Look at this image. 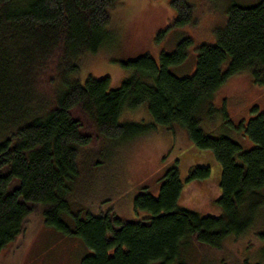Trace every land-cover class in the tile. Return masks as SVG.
Listing matches in <instances>:
<instances>
[{"label":"trees","instance_id":"obj_1","mask_svg":"<svg viewBox=\"0 0 264 264\" xmlns=\"http://www.w3.org/2000/svg\"><path fill=\"white\" fill-rule=\"evenodd\" d=\"M117 1L0 0V255L24 240L36 214L41 224L80 239L86 250L80 264H186L182 255L189 248L198 264H213V258L214 264H238L225 244L249 231L262 243L259 261L240 264H263L264 109L254 108L237 127L254 144L248 150L230 134L206 133L200 123L230 77L248 72L264 86V0L230 6L215 42L195 48L190 74L172 71L187 59L193 42L185 38L162 51L158 62L148 54L121 62L128 75L118 88L107 77L80 84L81 59L97 54ZM170 5L175 18L168 30L194 25L193 5ZM137 110L151 121L123 120ZM157 127L183 130L196 150L211 152L220 163L218 216L179 206L177 165L164 172L156 195L143 190L134 197L132 218L111 212L82 218L81 209L72 211L77 183L83 185V151L95 152L86 181L109 161L97 145L115 148ZM210 175V166L194 165L186 181Z\"/></svg>","mask_w":264,"mask_h":264},{"label":"rangeland","instance_id":"obj_2","mask_svg":"<svg viewBox=\"0 0 264 264\" xmlns=\"http://www.w3.org/2000/svg\"><path fill=\"white\" fill-rule=\"evenodd\" d=\"M186 1L194 6V25L168 30L175 18L171 0H118L109 11V24L97 54L81 59L77 77L80 84L87 78L107 77L111 88H118L128 75L121 62L143 54L158 62L162 51L173 50L185 38L193 42L187 59L172 71L177 76L190 74L195 66V48L215 42L216 32L226 25L228 8L232 5L250 7L260 0ZM162 31L166 32L156 41V35ZM211 101L210 106L203 108L201 128L208 134H230L243 149L252 148L254 144L237 127L252 116L254 108L258 111L264 109V86L254 83L248 72H241L230 77ZM209 108L210 114L207 112ZM123 120L151 121L143 110L125 112ZM186 138L183 130L175 129L173 134L157 127L127 143L115 145V148L106 144L97 145V151L109 161L89 172L85 181V170L95 156V152L86 149L81 153L83 185L77 183V198L72 202L76 206L72 207V211L81 209L82 218L86 212H111L119 217L132 218L134 197L143 190L156 195L164 172L177 165L183 183L179 206L201 216H218L220 209L215 200L220 196V163L211 152L196 150ZM110 152L114 158L110 157ZM202 164L210 166V177L206 181L187 182L190 168ZM30 219L32 223L27 230L28 235L22 241L18 239L0 255V264H80L86 250L78 237L42 225L41 218L36 214ZM261 245L251 231L240 238L229 239L225 244L228 257L231 256L238 264L259 261ZM191 250L189 248L188 253H183L184 262L198 264L199 256ZM211 262L216 263V259H211Z\"/></svg>","mask_w":264,"mask_h":264},{"label":"bare ground","instance_id":"obj_3","mask_svg":"<svg viewBox=\"0 0 264 264\" xmlns=\"http://www.w3.org/2000/svg\"><path fill=\"white\" fill-rule=\"evenodd\" d=\"M69 210V209H68Z\"/></svg>","mask_w":264,"mask_h":264}]
</instances>
